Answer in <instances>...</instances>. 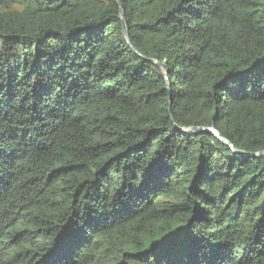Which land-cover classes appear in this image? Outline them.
I'll return each mask as SVG.
<instances>
[{
	"label": "trees",
	"instance_id": "16d2710c",
	"mask_svg": "<svg viewBox=\"0 0 264 264\" xmlns=\"http://www.w3.org/2000/svg\"><path fill=\"white\" fill-rule=\"evenodd\" d=\"M118 1L0 0V264H264V0Z\"/></svg>",
	"mask_w": 264,
	"mask_h": 264
},
{
	"label": "water",
	"instance_id": "95a60500",
	"mask_svg": "<svg viewBox=\"0 0 264 264\" xmlns=\"http://www.w3.org/2000/svg\"><path fill=\"white\" fill-rule=\"evenodd\" d=\"M117 2H119V1L117 0ZM120 19H121V22H122L123 36H124L126 42L129 45H131L130 42H129V39H128V35H127L126 28H125L122 11H120ZM150 61L153 62V63H155V64H157V65H159V66H162L163 68H165L162 64H160L159 62H157L154 59H150ZM178 130L181 133H183V134H192V133H196V132L201 131V130H207V131L211 132L215 137H217L221 142L226 143L234 151V153L236 155H238V152L235 150V148L233 147V145L227 139L221 137L218 134V132L213 127H201V128H197L195 131H191V130L183 129V128H178ZM241 155H243V156H250V157H254V156H257V155H263L264 156V151L257 152V153H254V154H241Z\"/></svg>",
	"mask_w": 264,
	"mask_h": 264
}]
</instances>
